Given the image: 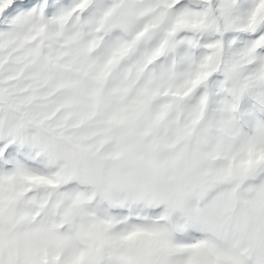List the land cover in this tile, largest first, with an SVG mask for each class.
<instances>
[{"label": "snow or ice", "instance_id": "1", "mask_svg": "<svg viewBox=\"0 0 264 264\" xmlns=\"http://www.w3.org/2000/svg\"><path fill=\"white\" fill-rule=\"evenodd\" d=\"M0 264H264V0H0Z\"/></svg>", "mask_w": 264, "mask_h": 264}]
</instances>
